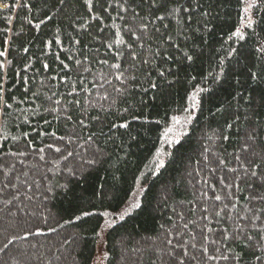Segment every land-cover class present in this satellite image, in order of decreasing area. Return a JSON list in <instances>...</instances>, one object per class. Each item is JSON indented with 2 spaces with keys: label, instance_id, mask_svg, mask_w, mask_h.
I'll list each match as a JSON object with an SVG mask.
<instances>
[{
  "label": "trees",
  "instance_id": "trees-1",
  "mask_svg": "<svg viewBox=\"0 0 264 264\" xmlns=\"http://www.w3.org/2000/svg\"><path fill=\"white\" fill-rule=\"evenodd\" d=\"M0 53V264H264V0H0Z\"/></svg>",
  "mask_w": 264,
  "mask_h": 264
},
{
  "label": "rangeland",
  "instance_id": "rangeland-1",
  "mask_svg": "<svg viewBox=\"0 0 264 264\" xmlns=\"http://www.w3.org/2000/svg\"><path fill=\"white\" fill-rule=\"evenodd\" d=\"M121 214H123V211H121L120 212V215ZM118 216H119V214H118ZM110 224V222L108 221V222H105L103 225H102V227H101V229H100V235H99V238H98V240H97V253H98V250H99V247H101L102 246V237H103V233H104V229L108 226ZM96 253V254H97ZM99 253H101V251H99ZM103 253V252H102ZM97 264H100V263H97Z\"/></svg>",
  "mask_w": 264,
  "mask_h": 264
},
{
  "label": "snow or ice",
  "instance_id": "snow-or-ice-1",
  "mask_svg": "<svg viewBox=\"0 0 264 264\" xmlns=\"http://www.w3.org/2000/svg\"><path fill=\"white\" fill-rule=\"evenodd\" d=\"M248 7H251V5H247L244 9V11L246 12L248 10ZM241 19L243 20L244 17H243V13L241 14ZM252 24V21L251 20H248L247 21V25L250 27ZM239 31V30H238ZM0 55H2V53H0ZM217 199H219V197H217ZM134 207H138V205H133ZM84 215H88V213H84ZM107 215V213L105 214ZM120 219H123V216L120 217Z\"/></svg>",
  "mask_w": 264,
  "mask_h": 264
}]
</instances>
